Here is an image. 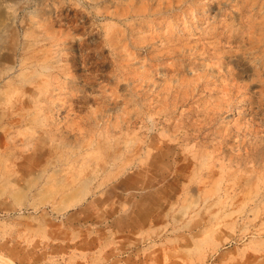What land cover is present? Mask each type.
Segmentation results:
<instances>
[{
  "label": "rangeland",
  "instance_id": "1",
  "mask_svg": "<svg viewBox=\"0 0 264 264\" xmlns=\"http://www.w3.org/2000/svg\"><path fill=\"white\" fill-rule=\"evenodd\" d=\"M0 28V242L54 209L101 230L88 264H264V0H0Z\"/></svg>",
  "mask_w": 264,
  "mask_h": 264
},
{
  "label": "crops",
  "instance_id": "2",
  "mask_svg": "<svg viewBox=\"0 0 264 264\" xmlns=\"http://www.w3.org/2000/svg\"><path fill=\"white\" fill-rule=\"evenodd\" d=\"M55 211L51 210L52 213ZM49 212L34 220L15 219L13 228L8 229L0 242V255L8 257L14 264H88L96 261L101 230L93 228L94 233L84 239L76 228L73 235L59 234V222L48 220ZM116 227L120 231L118 225ZM116 231L114 228L111 233ZM103 249L102 246L100 250Z\"/></svg>",
  "mask_w": 264,
  "mask_h": 264
},
{
  "label": "bare ground",
  "instance_id": "3",
  "mask_svg": "<svg viewBox=\"0 0 264 264\" xmlns=\"http://www.w3.org/2000/svg\"><path fill=\"white\" fill-rule=\"evenodd\" d=\"M26 4H27V3H26ZM16 5H17V4H16ZM2 18H3V17H2ZM0 29H1V28H0ZM7 31H8V30H7ZM5 33H6V32H5ZM17 33H18V31H17ZM27 35H28V34H27ZM0 36H1V34H0ZM12 37H13V36H12ZM20 37H21V36H20ZM20 37H19V39H20ZM46 41H47V40H46ZM48 41H49V40H48ZM5 42H6V41H5ZM12 44H13V43H12ZM9 45H10V44H9ZM13 45H14V44H13ZM23 47H24V46H23ZM9 48H10V47H9ZM13 48H14V46H13ZM38 48H39V47H38ZM16 51H17V50H16ZM72 51H73V50H72ZM72 51H71V52H72ZM0 52H2V51H0ZM19 52H20V51H19ZM31 54H32V53H31ZM52 55H53V54H52ZM19 57H20V56H19ZM38 57H39V56H38ZM4 58H5V55H4ZM4 58H3V59H4ZM12 59H13V58H12ZM23 59H24V58H23ZM70 59H71V58H70ZM83 59H84V58H83ZM5 60H6V58H5ZM62 60H63V59H62ZM68 60H69V59H68ZM75 60H76V59H75ZM21 61H22V60H21ZM3 63H4V62H3ZM21 64H22V63H21ZM21 64H20V65H21ZM9 65H10V64H9ZM15 66H16V65H15ZM18 66H19V65H18ZM18 66H17V68H18ZM32 66H33V65H32ZM38 67H39V66H38ZM10 68H11V67H10ZM19 68H20V66H19ZM30 68H32V67H30ZM3 69H4V68H3ZM38 69H39V68H38ZM51 69H52V68H51ZM1 70H2V68H1ZM8 70H10V69H8ZM20 70H21V69H20ZM11 71H12V70H11ZM5 72H6V71H5ZM13 73H15V72H13ZM5 74H6V73H5ZM19 74H21V73H19ZM3 75H4V74H3ZM12 75H13V74H12ZM22 75H23V74H22ZM26 76H27V75H26ZM29 76H30V75H29ZM0 77H1V76H0ZM3 77H4V76H3ZM5 77H6V76H5ZM5 77H4V78H5ZM11 77H12V76H11ZM34 77H35V76H34ZM67 77H68V76H67ZM1 78H2V77H1ZM24 78H25V77H24ZM24 78H23V79H24ZM15 79H16V78H15ZM33 79H34V78H33ZM36 79H37V78H36ZM34 80H35V79H34ZM85 80H86V79H85ZM27 81H28V80H27ZM81 81H82V80H81ZM29 82H30V81H29ZM35 82H36V81H35ZM76 82H77V81H76ZM12 84H13V83H12ZM26 85H27V84H26ZM28 85H29V84H28ZM8 86H9V85H8ZM13 86H14V85H13ZM13 86H12V87H13ZM10 88H11V87H10ZM17 88H19V87H17ZM9 91H11V90H9ZM51 91H52V90H51ZM5 94H6V93H5ZM9 94H10V93H9ZM15 94H16V93H15ZM46 94H47V93H46ZM0 97H1V96H0ZM34 97H35V96H34ZM21 98H22V97H21ZM37 98H38V97H37ZM47 100H48V99H47ZM24 101H25V100H24ZM12 103H14V102H12ZM15 104H16V103H15ZM2 105H3V104H2ZM38 105H39V104H38ZM40 105L42 106L41 102H40ZM40 105H39V106H40ZM14 106H15V105H14ZM22 106H23V105H22ZM41 106H40V107H41ZM2 107H3V106H2ZM3 108H4V107H3ZM6 108H7V107H6ZM15 108H16V107H15ZM20 108H21V107H20ZM25 109H26V108H25ZM34 110H35V109H34ZM9 112H10V111H9ZM35 112H36V111H35ZM38 112H39V111H38ZM2 113H3V112H2ZM6 113H7V112H6ZM21 113H22V112H21ZM40 113H41V112H40ZM40 113H39V114H40ZM16 114H17V112H16ZM22 115H23V114H22ZM27 115H28V114H27ZM46 115H47V114H46ZM46 115H45V116H46ZM1 116H2V115H1ZM6 117H7V116H6ZM25 117H26V116H25ZM28 117H29V116H28ZM28 117H27V118H28ZM10 119H11V118H10ZM1 120H2V119H1ZM5 120H6V119H5ZM16 121H18V120H16ZM21 121H22V119H21ZM12 122H13V121H12ZM20 123H21V122H20ZM165 123H166V122H165ZM11 124H12V123H11ZM23 124H24V123H23ZM0 125H1V124H0ZM15 125H16V124H15ZM177 126H178V125H177ZM177 128H178V127H177ZM257 133H258V132H257ZM51 134H52V133H51ZM150 134H151V133H150ZM199 135H200V134H199ZM201 136H202V135H201ZM143 138H144V137H143ZM182 138H183V137H182ZM178 139H179V137H178ZM139 141H140V140H139ZM139 143H140V142H139ZM169 143H170V142H169ZM162 146H163V145H162ZM168 146H169V145H168ZM28 147H29V146H28ZM135 147H136V146H135ZM143 148H144V147H143ZM162 148H163V147H162ZM164 148H165V147H164ZM137 150H138V149H137ZM142 151H143V150H142ZM161 156H162V155H161ZM136 157H138V156L136 155ZM137 159H138V158H137ZM139 159H140V158H139ZM175 173H176V172H175ZM177 173H179V172H177ZM180 173H181V172H180ZM182 174H183V173H182ZM182 176H183V175H182ZM0 260H1L2 263H4V264H9V262H10V261H8V260L5 259V258H0ZM0 263H1V262H0ZM2 263H1V264H2ZM10 263H11V262H10Z\"/></svg>",
  "mask_w": 264,
  "mask_h": 264
}]
</instances>
